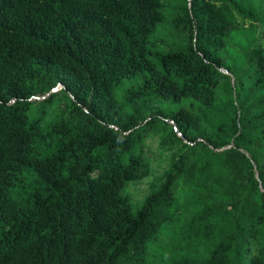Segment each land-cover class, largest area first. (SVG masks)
Instances as JSON below:
<instances>
[{"label": "trees", "instance_id": "16d2710c", "mask_svg": "<svg viewBox=\"0 0 264 264\" xmlns=\"http://www.w3.org/2000/svg\"><path fill=\"white\" fill-rule=\"evenodd\" d=\"M170 1L0 0V264H264V1Z\"/></svg>", "mask_w": 264, "mask_h": 264}, {"label": "rangeland", "instance_id": "374dc122", "mask_svg": "<svg viewBox=\"0 0 264 264\" xmlns=\"http://www.w3.org/2000/svg\"><path fill=\"white\" fill-rule=\"evenodd\" d=\"M247 4L255 9L259 10L260 5L264 0H245ZM175 12L174 3L170 0H163V13L164 22L158 26L157 32L152 38L153 42L160 39L169 42H176L180 39L178 31L174 29L170 23ZM61 87H59L60 89ZM158 141V140H157ZM154 140H148V145L151 150H158V142ZM150 151V150H149ZM154 156H147V160L153 168L151 175L141 181L130 182L123 191V194L130 197L131 204L134 211L140 209L144 203L145 198L152 192L155 186L159 184V177L162 175L166 165V157H160L158 153H152Z\"/></svg>", "mask_w": 264, "mask_h": 264}]
</instances>
